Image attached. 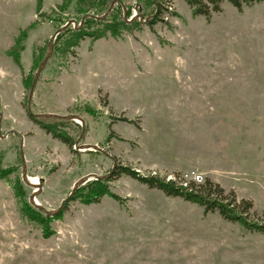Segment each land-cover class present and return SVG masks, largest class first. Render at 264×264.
I'll return each instance as SVG.
<instances>
[{
	"label": "rangeland",
	"instance_id": "374dc122",
	"mask_svg": "<svg viewBox=\"0 0 264 264\" xmlns=\"http://www.w3.org/2000/svg\"><path fill=\"white\" fill-rule=\"evenodd\" d=\"M62 1L42 0L39 17L36 0H0V172L8 171L0 178V264H264L263 234L128 176L108 182L119 200H66L79 179L109 178L122 166L165 181L208 180L249 201L248 220L264 225V4L238 11L223 1L207 22L171 0L148 26L157 12L148 0H115L122 20L129 9L139 25L65 53L61 38L28 104L22 82L33 80L49 39L83 19L75 0L64 11ZM23 30L19 69L7 52ZM27 109L82 119L60 126L72 151ZM21 154L40 188L36 202L47 211L67 202L49 238L21 214L33 193L21 180Z\"/></svg>",
	"mask_w": 264,
	"mask_h": 264
},
{
	"label": "trees",
	"instance_id": "16d2710c",
	"mask_svg": "<svg viewBox=\"0 0 264 264\" xmlns=\"http://www.w3.org/2000/svg\"><path fill=\"white\" fill-rule=\"evenodd\" d=\"M120 3V0H116ZM171 0H148L147 4L154 5L156 7V15L153 19L147 22L148 26L156 23L160 20L158 17L164 8L163 2H169ZM184 3L190 8L193 17L202 16L209 22L212 15L221 12V4L226 1L233 8L241 11L243 7H252L257 4H264V0H183ZM70 0H63L58 9L64 11L66 10V5ZM42 0H36V15L39 17H45L41 11ZM76 13L78 16L83 18L80 27L71 28L68 27L62 33L58 34L54 40V51H59L56 49L57 43L64 36L67 39L63 42L65 53L69 49H74L79 46V43L85 38H89L91 41H97L100 39H105L108 36L111 38H118L123 30L130 29L134 25H139L138 22L132 21L130 24L124 22L121 18V6L118 5L108 16L107 19H98V16L107 11L109 6V0H75ZM90 11H94V15H90ZM130 17V10L127 9V18ZM80 18V19H82ZM162 20V19H161ZM52 21V20H50ZM33 24L28 27V30L32 28ZM95 27V28H94ZM26 30L20 32L19 37L14 40V47L7 52L16 66L21 69L19 62L18 51H14L20 41L26 39ZM41 52V51H40ZM41 55L39 60L41 61ZM38 60V61H39ZM37 59H33L34 67H36ZM40 63V62H39ZM24 78L23 86L25 88L30 87L32 78ZM27 115L30 120L35 122L46 134L50 135L53 139L58 140L65 146H67L71 151L74 145V140L71 139L65 132H63L60 126L65 123L64 120L60 119H38L32 116L30 111L27 109ZM111 136V135H110ZM11 172V171H9ZM8 171L0 172V178H4ZM120 176H128L139 183L145 185L149 189H156L162 192L166 197L170 198H181L184 201L198 205L204 209L205 213L217 212L221 218L232 223H238L245 229L250 231H256L264 235V225L255 223L248 220L247 213L251 210L252 205L249 201L241 200L236 201L233 193L229 195H224V191L216 184L210 181H205L203 184H198L190 181L188 184L174 181H165L157 176L149 175L142 176L138 172H135L127 167L117 166L115 170L112 171L111 176L105 180H92L83 187H79L73 193L72 197L67 200L78 201L81 204H97L100 200L107 196L114 200H119L116 196L112 195L109 191L108 182L114 180ZM19 193L21 190H19ZM86 191V192H85ZM19 193H17L20 198ZM21 194V193H20ZM228 198H230L228 200ZM228 200V201H227ZM64 204L62 210L55 216L49 217L44 216L43 213L27 203L21 204V214L29 221L40 225L42 229V236L44 238H49L53 235V231L50 230L49 223L53 219H59L67 205ZM44 216V217H43Z\"/></svg>",
	"mask_w": 264,
	"mask_h": 264
},
{
	"label": "water",
	"instance_id": "95a60500",
	"mask_svg": "<svg viewBox=\"0 0 264 264\" xmlns=\"http://www.w3.org/2000/svg\"><path fill=\"white\" fill-rule=\"evenodd\" d=\"M116 4V1L113 0L111 3H110V6H109V9L107 10V12L100 18V19H104L106 18L109 13L113 10L114 6ZM125 11L126 9L123 8ZM83 21V19L81 20V22ZM123 21L126 22V23H130L133 21V18H131L130 20H127V16H126V13L123 14ZM72 24V21H69L67 22L65 25H63L62 27H60L59 29H57V31L54 33V35L49 39L48 43H47V47H46V54H45V57L43 58V60L40 62L34 76H33V80H32V83H31V86H30V89H29V94H28V104L30 103L31 99H32V96H33V91H34V88H35V85L37 83V80L42 72V70L44 69L46 63L49 61V59L51 58L52 56V53H53V46H54V40H55V37L62 33L64 30H66L68 27H70V25ZM73 24H75L73 22ZM81 24V23H80ZM33 117L35 118H38V119H60V120H65V121H80L81 123L83 122L82 119H80L79 117L77 116H74V115H68V116H59V115H54V114H40V115H33ZM82 133H83V129H82ZM81 149H84L85 150H89V151H101L97 146L95 145H82L81 146ZM21 159H22V182L25 186L33 189V190H36L37 189H40L39 187H35L32 183H30L29 181V178L26 174V165H25V161H24V157L23 155L21 154ZM109 176L108 175H105L103 177H97V176H94L93 175V179L92 180H105L107 179ZM89 181V178L88 177H83L81 179H79L74 185H73V188H72V191L70 192L69 196L67 197L66 200H68L69 198L72 197L73 193L75 192V190H77L80 186L86 184L87 182ZM38 192L37 191H34L31 195V197L29 198V204L31 206H33L35 209L41 211L42 213H44V215L46 216H49V217H53L55 215H57L59 212H60V209L61 207H59L56 211H47L46 209H44L40 204L36 203L35 201V194ZM66 200L63 201V203L66 202Z\"/></svg>",
	"mask_w": 264,
	"mask_h": 264
},
{
	"label": "bare ground",
	"instance_id": "6f19581e",
	"mask_svg": "<svg viewBox=\"0 0 264 264\" xmlns=\"http://www.w3.org/2000/svg\"><path fill=\"white\" fill-rule=\"evenodd\" d=\"M35 187H36V186H35ZM34 191H36V190H33V192H34ZM35 201H36V200H35ZM36 203H38V202H36ZM38 204H39V203H38Z\"/></svg>",
	"mask_w": 264,
	"mask_h": 264
},
{
	"label": "built area",
	"instance_id": "2783aa9c",
	"mask_svg": "<svg viewBox=\"0 0 264 264\" xmlns=\"http://www.w3.org/2000/svg\"><path fill=\"white\" fill-rule=\"evenodd\" d=\"M134 15H135V13H134ZM130 19H131V17H130ZM130 19H127V20H130Z\"/></svg>",
	"mask_w": 264,
	"mask_h": 264
}]
</instances>
